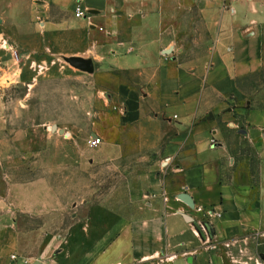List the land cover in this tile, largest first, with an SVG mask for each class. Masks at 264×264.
I'll use <instances>...</instances> for the list:
<instances>
[{"label": "crops", "instance_id": "1", "mask_svg": "<svg viewBox=\"0 0 264 264\" xmlns=\"http://www.w3.org/2000/svg\"><path fill=\"white\" fill-rule=\"evenodd\" d=\"M76 1L0 0V68L19 63L26 86L86 74L123 111L104 120L101 146L72 143L73 128L56 145L62 191L15 184L4 139L0 264H221V247L264 232V108L246 85L264 75V1L84 0L82 18ZM227 131L255 149L257 184ZM94 176L140 189L123 205L119 188H103L109 202L92 203L77 185Z\"/></svg>", "mask_w": 264, "mask_h": 264}, {"label": "rangeland", "instance_id": "2", "mask_svg": "<svg viewBox=\"0 0 264 264\" xmlns=\"http://www.w3.org/2000/svg\"><path fill=\"white\" fill-rule=\"evenodd\" d=\"M189 9L186 14L193 17L194 9ZM192 23L188 24V28H192ZM180 42L187 47L193 43L189 39ZM14 58L17 59L16 53ZM62 63L68 64L64 60ZM18 64L11 69L7 66L0 68V129H6L7 133L11 134L5 138L0 136V160L3 159L2 149L6 140L11 144L10 159L15 160L16 164L10 168L15 184L42 178L44 190L61 188L62 191V188L66 187L65 176H61L58 172L60 169L55 166V161L60 159L55 152L56 145L60 144V141L65 143L69 139L70 128L75 131L72 143L89 147L94 138H100L103 144L104 137L99 133L104 120L112 117L114 121L115 114H121L123 109L111 104L108 94L98 87V84L89 80L90 78H87L89 76L79 72H76L77 76L81 77L63 75L43 78L29 86L18 84L15 79L19 75ZM246 85L253 94L260 92L259 100L254 106L264 108V75L252 77ZM237 123L240 128L245 129L244 117L239 118ZM16 133H19V136L15 135ZM226 141L234 157L241 160V164L251 167L253 182L257 184L258 161L255 149L243 137L228 131ZM36 163L38 167H35ZM132 170L129 169L128 175L131 176ZM136 171L137 169L134 170V174ZM130 176H125L124 182L117 185L102 184L99 178H96L98 176L92 177L90 183L76 185L90 188L95 197L92 203L109 202L98 200L96 195L103 188H107L105 190L108 191L117 187L127 199L117 203L125 205L126 202L130 203L128 201L130 193L140 189L138 181L133 183ZM114 202L116 201H111L112 204ZM219 253L222 257L221 264H264L262 259L264 232L253 233L248 239H242L235 245L223 246L219 249Z\"/></svg>", "mask_w": 264, "mask_h": 264}, {"label": "water", "instance_id": "3", "mask_svg": "<svg viewBox=\"0 0 264 264\" xmlns=\"http://www.w3.org/2000/svg\"><path fill=\"white\" fill-rule=\"evenodd\" d=\"M66 62L79 71L89 73V74L94 73V65L91 60L71 58V59H66ZM185 200L188 201L190 204H193L190 198L185 197ZM35 264H41V263H35Z\"/></svg>", "mask_w": 264, "mask_h": 264}, {"label": "built area", "instance_id": "4", "mask_svg": "<svg viewBox=\"0 0 264 264\" xmlns=\"http://www.w3.org/2000/svg\"><path fill=\"white\" fill-rule=\"evenodd\" d=\"M84 12H85L84 0H77L76 1V8H75V16H76V18H82V17H84ZM16 57L18 59L17 53H16ZM101 144H102V140L100 138H94L90 142V147L91 148H97Z\"/></svg>", "mask_w": 264, "mask_h": 264}]
</instances>
